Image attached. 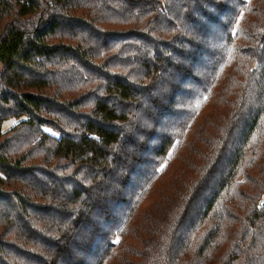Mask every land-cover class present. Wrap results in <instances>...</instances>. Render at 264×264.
<instances>
[{"label":"trees","instance_id":"16d2710c","mask_svg":"<svg viewBox=\"0 0 264 264\" xmlns=\"http://www.w3.org/2000/svg\"><path fill=\"white\" fill-rule=\"evenodd\" d=\"M0 264H264V0H0Z\"/></svg>","mask_w":264,"mask_h":264},{"label":"rangeland","instance_id":"374dc122","mask_svg":"<svg viewBox=\"0 0 264 264\" xmlns=\"http://www.w3.org/2000/svg\"><path fill=\"white\" fill-rule=\"evenodd\" d=\"M16 123H17L16 119H11L9 121L4 122L3 130L6 131V130L12 128V126L15 125Z\"/></svg>","mask_w":264,"mask_h":264}]
</instances>
